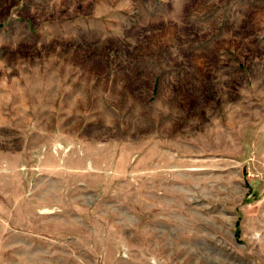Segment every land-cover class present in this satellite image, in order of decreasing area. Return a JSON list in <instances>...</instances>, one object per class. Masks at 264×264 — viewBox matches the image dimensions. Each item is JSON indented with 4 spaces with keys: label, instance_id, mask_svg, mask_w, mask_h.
Returning a JSON list of instances; mask_svg holds the SVG:
<instances>
[{
    "label": "rangeland",
    "instance_id": "rangeland-1",
    "mask_svg": "<svg viewBox=\"0 0 264 264\" xmlns=\"http://www.w3.org/2000/svg\"><path fill=\"white\" fill-rule=\"evenodd\" d=\"M0 107V264H264V0H0Z\"/></svg>",
    "mask_w": 264,
    "mask_h": 264
},
{
    "label": "crops",
    "instance_id": "crops-1",
    "mask_svg": "<svg viewBox=\"0 0 264 264\" xmlns=\"http://www.w3.org/2000/svg\"><path fill=\"white\" fill-rule=\"evenodd\" d=\"M104 36H106L107 33H103ZM114 84V83H113ZM65 89H68L67 93L62 94H58L57 99L55 100V112L56 114L53 115V117H58L57 118V122H56V118L54 119V124H55V129H57V131L61 132L64 131L65 129H68V132L70 133V129L72 127L71 125V117H80L79 115H77V111H75L74 114H72V105H71V99H70V95H71V86L70 84H68V86L65 87ZM108 92L107 90L105 91V94L101 95L100 97V101H99V109L97 111V113H95V115L93 117H89V121L91 122L89 126L90 128H94L95 131H99L102 135L107 134V130L109 128H115L119 131V104L117 103V101L119 100V97L115 96L113 98V94L112 96L109 98L108 97ZM113 98V99H112ZM67 106V108H66ZM77 106V105H76ZM1 110V107H0ZM5 111V110H3ZM3 118L4 123H6V121H11V117L9 116V113L6 115V113L4 112L3 115H0V118ZM66 121H68V125L66 126L65 123ZM76 121H79L78 119ZM2 125H0L1 127ZM8 128V126H11V124L9 125H5L3 124V127ZM82 124L77 125L76 123V127H75V133L74 134H69L70 137L72 138H83L84 136L87 135V131L85 129H88L87 127H85V129L82 128ZM83 129V130H81ZM81 130V132H80ZM5 132L3 131L2 133H0V139L1 138H5ZM60 135H64V134H58ZM107 135H105L106 137ZM106 139V138H105ZM117 141H115L114 146L115 149L117 146H119V136L117 137ZM101 146H108L111 143H109L108 141L103 142L102 140L100 141ZM86 146V145H84ZM103 146V147H104ZM106 150V149H105ZM104 149H99L98 152H103ZM91 153V152H88ZM105 153V152H103ZM93 154V153H92ZM87 164V163H86ZM85 165V164H83ZM87 168L89 169L90 167L87 165ZM94 168V165H93Z\"/></svg>",
    "mask_w": 264,
    "mask_h": 264
},
{
    "label": "trees",
    "instance_id": "trees-1",
    "mask_svg": "<svg viewBox=\"0 0 264 264\" xmlns=\"http://www.w3.org/2000/svg\"><path fill=\"white\" fill-rule=\"evenodd\" d=\"M235 234L237 237H240L241 234L240 219L237 220Z\"/></svg>",
    "mask_w": 264,
    "mask_h": 264
}]
</instances>
